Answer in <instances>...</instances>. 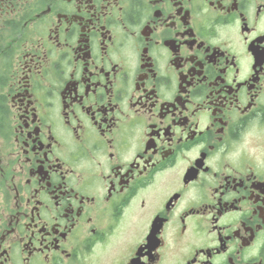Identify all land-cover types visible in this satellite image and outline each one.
Listing matches in <instances>:
<instances>
[{"label":"flooded vegetation","instance_id":"flooded-vegetation-1","mask_svg":"<svg viewBox=\"0 0 264 264\" xmlns=\"http://www.w3.org/2000/svg\"><path fill=\"white\" fill-rule=\"evenodd\" d=\"M0 264H264V0H0Z\"/></svg>","mask_w":264,"mask_h":264},{"label":"rangeland","instance_id":"rangeland-1","mask_svg":"<svg viewBox=\"0 0 264 264\" xmlns=\"http://www.w3.org/2000/svg\"><path fill=\"white\" fill-rule=\"evenodd\" d=\"M0 152H1V149H0Z\"/></svg>","mask_w":264,"mask_h":264}]
</instances>
